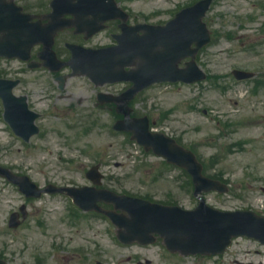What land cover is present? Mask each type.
I'll return each mask as SVG.
<instances>
[{"label":"rangeland","instance_id":"1","mask_svg":"<svg viewBox=\"0 0 264 264\" xmlns=\"http://www.w3.org/2000/svg\"><path fill=\"white\" fill-rule=\"evenodd\" d=\"M195 1L129 0L128 5L140 21L164 24ZM251 10L264 27V0H214L207 23L216 39L198 56L199 65L209 75L207 81L196 87L156 85L139 98L136 116L147 115L155 120L157 130L180 137L186 147L198 153L209 175H218L228 183L229 193L207 195L208 204L220 210L246 208L264 215V88L259 86L251 93L233 85L229 77L231 68L242 67L258 72V81H264V56L257 57L256 51L248 54L245 40L237 38L238 32L234 34L235 40H230V32L242 26V14ZM61 50L59 47L58 52ZM259 50L264 51V47ZM10 66L13 72L20 70L19 65L3 62L0 74L8 73ZM23 77L30 82L27 88L43 94L42 99H46L44 93L51 87L56 96L61 93L47 72L24 73ZM67 88L66 93L75 95L71 96L74 99L92 95L93 90L84 78L69 81ZM23 90L21 86L18 91ZM35 102L42 112L38 121L41 132L31 142H22L0 120L1 165L29 175L39 186L87 185L85 173L91 166L99 165L105 174V188L158 202L175 201L188 209L198 204L191 192L175 188L172 168L165 167L155 156L144 154L126 135L115 134L112 126L118 118L114 112L97 113L85 106L82 111L75 107V102L66 106L69 102L64 100L56 105L37 98ZM246 138L254 141H242ZM16 199L20 200L19 194L0 181V251L9 243L15 250L22 249L24 241L30 246L25 253L27 260L32 261L36 253L47 256L53 242L78 237L71 235L62 220L66 202L55 197H45L29 207L32 220H40L45 227L38 230L31 222V230L9 236L3 220L16 205ZM101 223L98 219L89 221L79 236L87 232L97 234L98 230L105 234ZM48 262L56 264V260ZM237 262L264 264V246L240 239L223 255L206 261L190 258L184 264Z\"/></svg>","mask_w":264,"mask_h":264},{"label":"water","instance_id":"2","mask_svg":"<svg viewBox=\"0 0 264 264\" xmlns=\"http://www.w3.org/2000/svg\"><path fill=\"white\" fill-rule=\"evenodd\" d=\"M205 9L197 14V25L190 26L195 21L190 22L189 18L183 19L182 24L187 25V27L178 28L182 30L181 36L184 35L188 39L196 37L198 34L200 35L201 26L199 19ZM167 45L168 43H163L164 49L167 48ZM188 47L185 46L181 52L184 57L187 55L186 53L184 54V51L186 52ZM10 116H20L25 121L31 120L23 108L11 102L7 104V117ZM144 123L147 126L145 121ZM121 124L123 129L136 131L135 122L133 124L122 122ZM14 127L18 132L26 133L25 126ZM30 134L31 132H27V135ZM137 136L146 144L155 143L159 145L161 147V155L190 167L197 178H201L200 168L193 163L189 154L181 152L168 140L156 138L154 141H150L139 131L137 132ZM201 189L208 188L201 186ZM150 213L151 217H147L148 219L144 220V225L134 222L127 228L128 233L130 235L151 234V232L161 233L166 237L167 243L171 248L181 249L186 253L203 252L216 254L222 252L229 245L231 237L238 235L254 236L264 241V220L256 218L250 213L221 214L205 208L204 205H202L198 212L194 213H184L177 209H164V211L150 210ZM142 228L145 231H142Z\"/></svg>","mask_w":264,"mask_h":264},{"label":"flooded vegetation","instance_id":"3","mask_svg":"<svg viewBox=\"0 0 264 264\" xmlns=\"http://www.w3.org/2000/svg\"><path fill=\"white\" fill-rule=\"evenodd\" d=\"M117 26V22L108 24L106 33H108L110 37H112L116 32ZM260 32L263 33L264 29L261 28ZM99 45H103V43H100ZM100 108L105 109L106 107L101 106ZM75 243H77L75 245L78 247L77 254L80 256L83 252L86 253L88 256L95 255L97 254V252L109 254L106 245L100 244L99 242L89 239V236H82V238L79 241H75ZM115 247L118 251L123 253L120 254L121 256H124V254L127 255L126 263L128 264H155V258L157 259V264H165L163 261V254L158 253L156 255V252L154 251V246H124L118 244ZM4 256L8 255L5 254ZM0 259L4 260L5 264H7V260L3 256H0Z\"/></svg>","mask_w":264,"mask_h":264}]
</instances>
